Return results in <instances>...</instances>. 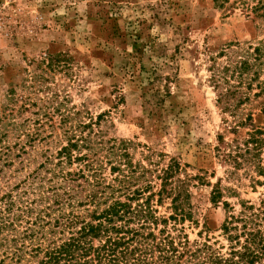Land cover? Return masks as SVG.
<instances>
[{"label":"rangeland","instance_id":"374dc122","mask_svg":"<svg viewBox=\"0 0 264 264\" xmlns=\"http://www.w3.org/2000/svg\"><path fill=\"white\" fill-rule=\"evenodd\" d=\"M233 43L264 44V0H0V199L28 191L32 201L56 183L69 140L115 139L131 143L135 163L164 168L175 159L182 177L203 176L191 187L198 225L185 230L193 242L206 225L223 241L222 202L239 211L264 199V184L253 187L244 170L231 176L216 151L220 137L235 135L211 67L226 63L220 53ZM262 102L252 95L245 113ZM101 149L92 155H106ZM217 184L224 198L215 205Z\"/></svg>","mask_w":264,"mask_h":264},{"label":"trees","instance_id":"16d2710c","mask_svg":"<svg viewBox=\"0 0 264 264\" xmlns=\"http://www.w3.org/2000/svg\"><path fill=\"white\" fill-rule=\"evenodd\" d=\"M227 48L235 50L220 53L228 59L224 65L214 61L210 82L222 113L234 119L225 123L235 139L220 137L216 151L232 167L231 176L244 170L253 187L262 186L264 102L257 114H246L244 106L252 95H264V44ZM99 145L106 155H92ZM130 146L115 139L105 147L69 140L59 153L56 183L50 179L53 185L32 192V201L28 191L5 194L0 199V264H264V199L259 205L242 201L237 211L222 202L224 190L217 184L211 202H222L226 210L223 241L211 237L205 225V236L201 232L200 240L191 242L185 224L198 225L191 187L205 178L182 177L175 159L164 168L151 161L148 166L135 163ZM82 147L89 153H81ZM75 162L82 163L78 171L65 170ZM165 201H170L168 216L159 214Z\"/></svg>","mask_w":264,"mask_h":264}]
</instances>
